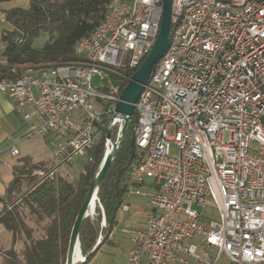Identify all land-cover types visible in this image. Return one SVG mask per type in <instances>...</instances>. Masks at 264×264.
I'll return each instance as SVG.
<instances>
[{
    "label": "built area",
    "instance_id": "obj_1",
    "mask_svg": "<svg viewBox=\"0 0 264 264\" xmlns=\"http://www.w3.org/2000/svg\"><path fill=\"white\" fill-rule=\"evenodd\" d=\"M162 9V0H109L70 62L0 57L10 74L0 76V94L29 109L26 121L42 122L27 136L61 139L49 172L35 176L52 177L95 147L120 102L122 69H137L151 52ZM135 114L139 157L128 195L148 202L145 219L122 229L132 244L125 264H264V0H173L170 46ZM10 152L19 155L16 146ZM208 208L220 218L206 217Z\"/></svg>",
    "mask_w": 264,
    "mask_h": 264
},
{
    "label": "trees",
    "instance_id": "obj_2",
    "mask_svg": "<svg viewBox=\"0 0 264 264\" xmlns=\"http://www.w3.org/2000/svg\"><path fill=\"white\" fill-rule=\"evenodd\" d=\"M15 0H0V10ZM109 0H28L26 7L15 6L4 10L8 24L0 27V57L13 65H43L66 63L77 59V42L90 35L104 19ZM42 40L41 43H39ZM139 69L128 70L123 80V91L129 79ZM0 76L9 72L0 67ZM136 114L129 120L122 143L109 173L99 191L96 207L98 221L85 219L80 245L83 255L94 250L92 260L100 248L109 241L116 225V216L130 190V169L137 161L134 128ZM107 125L101 128L97 144L88 151L83 171L69 180L61 172L40 179L33 176L35 170L49 172L46 165L33 164L24 158L13 169V179L7 187L8 205L0 215V224L12 235V246L4 256L3 264H65L69 240L79 211L88 195L92 180L100 170L106 154ZM119 126L112 128L113 140H117ZM73 165V162L68 166ZM26 182L28 190L16 201ZM17 202L13 204V202ZM13 204V205H12ZM102 206L101 207L99 206ZM9 206H12L9 209ZM27 212V213H26ZM103 212L106 227H101ZM42 229L36 236L26 217ZM100 234L102 241L97 245ZM24 239V240H23ZM23 240L18 251L17 244Z\"/></svg>",
    "mask_w": 264,
    "mask_h": 264
},
{
    "label": "water",
    "instance_id": "obj_3",
    "mask_svg": "<svg viewBox=\"0 0 264 264\" xmlns=\"http://www.w3.org/2000/svg\"><path fill=\"white\" fill-rule=\"evenodd\" d=\"M162 6V20L154 47L145 58L139 69L131 77L126 88L123 90L120 102L117 104L114 115L108 124L106 138L108 142V149L106 151L103 164L100 170L95 174L88 195L76 217L69 240L65 264H86L95 251L90 252L86 256L83 255L80 245L81 229L85 219L90 216L93 204L95 203L96 205L99 201V191L107 177V174L109 173L117 151L122 143L127 124L135 114L136 104L144 91L145 86L148 84L155 66L164 57L169 49L172 36L173 0H162ZM115 126L120 127L117 140H113L111 135L112 128ZM78 254L83 255V261L78 259Z\"/></svg>",
    "mask_w": 264,
    "mask_h": 264
},
{
    "label": "crops",
    "instance_id": "obj_4",
    "mask_svg": "<svg viewBox=\"0 0 264 264\" xmlns=\"http://www.w3.org/2000/svg\"><path fill=\"white\" fill-rule=\"evenodd\" d=\"M9 5L10 3L5 4L2 9L12 8ZM27 113H29V109L20 107L15 99L7 94H0V215L8 205L7 187L13 179V169L21 159L27 158L33 164L53 165L52 156L58 141L53 135L47 133L39 132L27 136L29 132L39 130L42 127V122L37 117L26 121L24 117ZM20 142L26 144L22 151L18 147ZM14 146L19 149L18 156H13L10 152ZM46 151L50 152L48 156ZM66 168L68 169V167L59 168V172L66 171ZM147 202L138 211V214L141 215L139 223L146 217ZM6 234L10 235L5 227L0 224V239ZM10 236L11 241L9 243L6 245L0 243L7 250L12 246V235Z\"/></svg>",
    "mask_w": 264,
    "mask_h": 264
},
{
    "label": "rangeland",
    "instance_id": "obj_5",
    "mask_svg": "<svg viewBox=\"0 0 264 264\" xmlns=\"http://www.w3.org/2000/svg\"><path fill=\"white\" fill-rule=\"evenodd\" d=\"M26 1H28V0L12 1L10 3L9 7H15V6L26 7L28 4V2H26ZM41 42H42V40L39 43H41ZM99 83H100L99 78L96 77L94 79V84L99 85ZM93 106L97 112H99V113L103 112L104 108H103V104L101 102L95 101V102H93ZM169 134L170 135L174 134L172 129L169 130ZM53 137L55 138L56 141H58V142L61 141L60 138H58L56 136H53ZM25 146H26V144L24 142H20L18 144V147L21 151L24 150ZM105 147H106V151H107V149H108L107 140L105 143ZM171 151H172V153H177V148L175 146H173ZM49 153L50 152L46 151L47 156ZM52 157H54V156H52ZM14 161H15V158H14ZM85 161H86L85 157L76 158L73 161V165L68 166V169L66 168L67 170L62 171L61 174L64 177H67L69 180L77 178L79 176V174L83 171V165H84ZM46 167L48 169V168L52 167V165L46 166ZM33 176H34V172H33ZM139 189L142 191H148V188L146 186H141ZM27 190H28V186L26 185V182H24L23 189H22L21 193L18 195V198L16 199V201L19 200L20 198H22L23 194ZM126 200L127 201L125 202V204L130 205L131 211L125 213V212H122L121 209L119 210V212L117 213V216H116V225L114 226V229L112 231V235H110L109 241L107 243H105L100 248V250L97 252L95 257L92 260H90L88 264H125L126 263V258L129 254V251H130L132 244H131L129 235L123 233L122 229L134 228V227L138 226V223L141 221V217H140L141 215L138 214V211L140 210V207L145 205V203L147 202L146 198L141 197V196H136L134 194L127 195ZM16 201L13 202V204H16L17 203ZM98 204H99V201L96 203V205L94 206V208L90 212L89 219L92 223L98 221V213L96 210V207L98 206ZM99 207H101V209H102L101 205ZM205 216L209 217L212 220H218L220 218L218 210L213 209V208H208L205 211ZM26 219H27V222L30 225V227H32V229L34 230V234L36 236H40L42 234V229H40L41 227L34 222V218H30V216H27ZM10 235L6 234L4 236H1L0 243H2L3 245H6L7 243H9L11 241ZM23 240H21L17 244V250L18 251L23 246ZM95 249H96V247L94 248V250ZM6 251H7V249H5V247H2V245H0V264L4 263V256L2 253L6 252Z\"/></svg>",
    "mask_w": 264,
    "mask_h": 264
},
{
    "label": "bare ground",
    "instance_id": "obj_6",
    "mask_svg": "<svg viewBox=\"0 0 264 264\" xmlns=\"http://www.w3.org/2000/svg\"><path fill=\"white\" fill-rule=\"evenodd\" d=\"M94 206H95V203L93 204V208H94ZM78 259L79 260H84V257H83V255L82 254H78Z\"/></svg>",
    "mask_w": 264,
    "mask_h": 264
}]
</instances>
